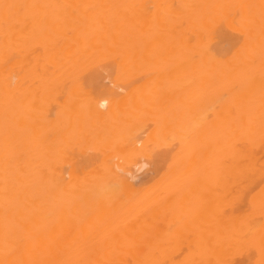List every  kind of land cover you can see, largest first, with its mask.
<instances>
[{
	"label": "bare ground",
	"instance_id": "6f19581e",
	"mask_svg": "<svg viewBox=\"0 0 264 264\" xmlns=\"http://www.w3.org/2000/svg\"><path fill=\"white\" fill-rule=\"evenodd\" d=\"M0 264H264V0H0Z\"/></svg>",
	"mask_w": 264,
	"mask_h": 264
},
{
	"label": "rangeland",
	"instance_id": "374dc122",
	"mask_svg": "<svg viewBox=\"0 0 264 264\" xmlns=\"http://www.w3.org/2000/svg\"><path fill=\"white\" fill-rule=\"evenodd\" d=\"M53 111H55V110H53ZM53 111H52V112H53ZM54 114H55V113H53V115H54ZM54 116H55V115H54ZM54 116H53V117H54ZM171 143H172V142H171ZM173 143H174L173 145L170 144V145H171L170 147H173L174 151H176V149H177V148H176V147H177V144H176V142H173ZM166 145H167V144H166ZM164 146H165V145H164ZM75 147H76V146H75ZM162 147H163V145H161V148H160V146H158L159 150H158V151L156 150V151H157V154L155 153L156 151H155V148H154L153 152L155 151V152H154L155 155H153V156H157V155H159V156H157V157H159V159H161V158L164 157V156H165V157H166V156L169 157V155H170V154L168 155L169 151L165 152L166 154L163 153V154H165V155H162L161 153L165 151V148L167 149V147H168V148L170 149V147L167 146V147H165L163 150H162ZM174 147H175L176 149H175ZM86 148H87V147H85V148H80V147H78V148H77V149H79L78 152H77L78 154H76V153H75L76 151L74 150L75 152H74V151H73V152H74L77 156H73V155H75V154H71L70 151H69V156H70V154L72 155V157H71L70 159H72V158H73V159L70 160V161H68V162H65L67 165L64 163V164L60 167V171H61V174H62V176H63V177H61V180H67L68 178H70V171H71V169H72L71 167H72L73 164H75L77 161L79 162V161H81V159H82V161L85 162V163H82V165H83V164H86V163L88 164L89 162L93 161V158H95V155L93 154V151H94L95 149H94V150H91V151H92V152H91V151H90V148H91V147H90V148L88 147L89 150L86 149ZM72 149H73V148H72ZM77 149H76V150H77ZM91 149H92V148H91ZM156 149H157V148H156ZM160 149L162 150L161 152H159ZM167 150H168V149H167ZM95 151H96V150H95ZM95 151H94V152H95ZM71 152H72V150H71ZM88 152H90L91 154H93V158H92V159L90 158V155H91V154L88 153ZM95 153H96V152H95ZM170 153H173V152H170ZM160 155H161L162 157H161ZM96 156H97V155H96ZM91 157H92V156H91ZM98 157H99V154H98ZM165 157H164V158H165ZM167 157H166V158H167ZM78 158H81V159L79 160ZM96 158H97V157H96ZM115 158H116V157H115ZM141 158H142V160L140 159L141 161H140V160H139V161L144 163V164H143V167H142V163H140V162L138 161V164H135V165H138V167H136V166L133 164L134 166H133V167L131 166L132 168H130L129 170H125V171H126L125 174H124L123 171H122V170H123V167L120 165V166L122 167V169H120L121 167L119 166V167H120L119 169H120V170L122 171V173H123V174H121V172H120V174L123 175V176H122V179H120V180H124V179H125V180H128V181H131V182H133V184H132V183H131V184H132L133 186H136V188H137V185H139L138 188H140L141 185H142L143 187H145L146 185H149V184L153 183V182L156 180V178L158 177V175H159V173H160V170H161V169L164 170V168H165V167H164L165 165H164V166L162 165L163 162L165 161L164 164H166V162H167L166 160H163V162H160V164H159V159H157L156 157H154V158H156V159H153L152 157H151V158H148V157H147V158H145V157L143 158V156H141ZM84 159H85V160H84ZM97 159H98V158H97ZM97 159H96V160H97ZM145 159H146V160H145ZM162 159H163V158H162ZM90 160H91V161H90ZM114 160H115V162H116V159H114ZM143 160H145V162H144ZM117 161H118V158H117ZM74 162H75V163H74ZM147 162H149V164H148ZM161 163H162V164H161ZM79 164H80V163H79ZM79 164H77V165H79ZM87 164H86V165H87ZM140 164H141V165H140ZM155 164H157V166H159V167L154 166ZM158 164H159V165H158ZM65 165H66V166H65ZM118 165H119V164H117V162H116V163H115V167L117 166V168H118ZM160 165H162L163 168H162V166H160ZM79 166H80V165H79ZM62 167H65V168H66V171H65L64 168H62ZM113 167H114V165H113ZM135 167H136V168H135ZM141 167H142V168H141ZM149 167H150V168H149ZM70 168H71V169H70ZM137 168H138V169L141 168V170H140V169L138 170ZM155 168H156V169H155ZM62 169H63V170H62ZM159 169H160V170H159ZM115 170H116V169H115ZM120 170H119V171H120ZM130 170H131V171H130ZM151 170H152V171H151ZM156 170H157V173H158V174L156 173ZM158 170H159V172H158ZM162 170H161V171H162ZM125 171H124V172H125ZM127 171H129L130 174L127 173ZM145 171H148V172H145ZM117 172H118V171H117ZM144 172H145V173H144ZM132 173H133V174H132ZM143 173H144V174H143ZM118 174H119V173H118ZM147 174H148V175H147ZM121 175H120V176H121ZM141 175H142V176H141ZM153 175H155L156 178H155ZM128 176H130V177H129L130 180L127 179ZM147 176H148V177H147ZM131 177H132V178H131ZM134 177H135V178H134ZM149 177H150V179H149ZM62 178H63V179H62ZM120 178H121V177H120ZM143 179H144V180L147 179L148 181H144ZM68 180H69V179H68ZM152 181H153V182H152ZM139 183H140V184H139ZM146 183H148V184H146ZM135 184H136V185H135ZM145 184H146V185H145ZM186 247H187V244L185 243V244H182V245L176 247V248H178V249L175 248V250H176V252L184 253L185 251H187V248H186ZM184 248H186V249H184Z\"/></svg>",
	"mask_w": 264,
	"mask_h": 264
}]
</instances>
